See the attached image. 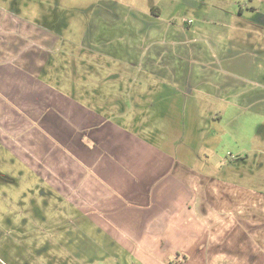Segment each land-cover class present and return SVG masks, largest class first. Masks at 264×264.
<instances>
[{
  "label": "rangeland",
  "instance_id": "obj_1",
  "mask_svg": "<svg viewBox=\"0 0 264 264\" xmlns=\"http://www.w3.org/2000/svg\"><path fill=\"white\" fill-rule=\"evenodd\" d=\"M11 59L191 167L264 191L259 0H0ZM95 227L0 144V264H142Z\"/></svg>",
  "mask_w": 264,
  "mask_h": 264
},
{
  "label": "crops",
  "instance_id": "obj_2",
  "mask_svg": "<svg viewBox=\"0 0 264 264\" xmlns=\"http://www.w3.org/2000/svg\"><path fill=\"white\" fill-rule=\"evenodd\" d=\"M16 62L0 60V144L97 233L142 264H264L263 190L191 167Z\"/></svg>",
  "mask_w": 264,
  "mask_h": 264
},
{
  "label": "flooded vegetation",
  "instance_id": "obj_3",
  "mask_svg": "<svg viewBox=\"0 0 264 264\" xmlns=\"http://www.w3.org/2000/svg\"><path fill=\"white\" fill-rule=\"evenodd\" d=\"M260 1V0H259ZM261 2V1H260ZM261 3H263V2H261ZM241 9H242V7H240ZM10 15V14H9ZM8 15V16H9ZM14 17H15V15H11V17H10V19H14ZM261 19H263V18H261ZM36 29L37 30H35V32L36 33H38V34H36V35H39L40 36V38H41V36L42 37H45V38H47V39H49V41L50 42H52V41H57V40H59L60 38H59V35H57V33L56 32H54L50 27H48V26H46V25H39L38 27H36ZM106 239L108 238L107 236H104ZM168 264H174V262L173 261H168Z\"/></svg>",
  "mask_w": 264,
  "mask_h": 264
},
{
  "label": "trees",
  "instance_id": "obj_4",
  "mask_svg": "<svg viewBox=\"0 0 264 264\" xmlns=\"http://www.w3.org/2000/svg\"><path fill=\"white\" fill-rule=\"evenodd\" d=\"M170 261H172V260H170Z\"/></svg>",
  "mask_w": 264,
  "mask_h": 264
}]
</instances>
